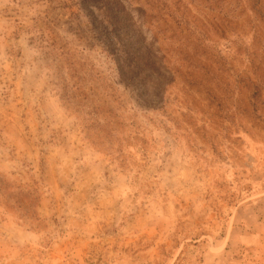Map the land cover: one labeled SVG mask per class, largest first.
I'll list each match as a JSON object with an SVG mask.
<instances>
[{
	"label": "rangeland",
	"instance_id": "374dc122",
	"mask_svg": "<svg viewBox=\"0 0 264 264\" xmlns=\"http://www.w3.org/2000/svg\"><path fill=\"white\" fill-rule=\"evenodd\" d=\"M0 264H264V0H0Z\"/></svg>",
	"mask_w": 264,
	"mask_h": 264
}]
</instances>
